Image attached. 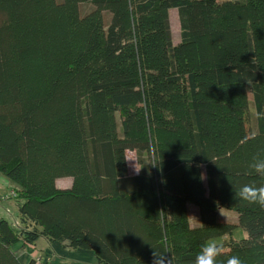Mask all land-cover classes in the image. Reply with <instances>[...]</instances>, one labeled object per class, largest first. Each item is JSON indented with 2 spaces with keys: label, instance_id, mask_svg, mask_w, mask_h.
I'll return each instance as SVG.
<instances>
[{
  "label": "trees",
  "instance_id": "obj_1",
  "mask_svg": "<svg viewBox=\"0 0 264 264\" xmlns=\"http://www.w3.org/2000/svg\"><path fill=\"white\" fill-rule=\"evenodd\" d=\"M258 154L264 0H0V172L19 207L18 227L0 217V264L41 237L98 264H192L225 237L217 264H264V209L234 197L264 184Z\"/></svg>",
  "mask_w": 264,
  "mask_h": 264
},
{
  "label": "rangeland",
  "instance_id": "obj_2",
  "mask_svg": "<svg viewBox=\"0 0 264 264\" xmlns=\"http://www.w3.org/2000/svg\"><path fill=\"white\" fill-rule=\"evenodd\" d=\"M108 11L105 12L106 17L108 16ZM170 24H171V30H172V34L174 37L175 41H179L180 39V24H179V17H178V12L176 8H173L170 10ZM249 99H251L252 95L248 94ZM245 118L247 121V128L249 131H253L252 127H251V122H250V116H249V112L246 111L245 112ZM127 156L129 159H135V160H129L128 159V166H129V173L131 175L137 173L135 170V165L137 163V158H136V154L134 151H128L127 152ZM137 168L139 169V165L137 163ZM69 179L70 182H72V179L69 177H64V178H60L59 179V185H64L65 181H67ZM58 183V180H57ZM17 184L12 181L11 179H9L5 174H3L2 172H0V196L2 197V199L0 200V217H5L6 219H8L10 222H12L13 224H16V222L19 219V207H18V203L16 202V200L14 198H5L10 191L14 190L15 188H17ZM189 214H190V219H191V223L194 226H197L200 224V218H199V212L198 209L195 205L190 204L189 205ZM217 219L220 222H231L233 224L238 223V214L235 210L226 208V207H220L217 211ZM247 236L246 231L241 228L240 226H236V228L233 231V237L235 239H241ZM225 237H216V238H212L208 241V243L211 242H217L220 243L222 241H224ZM41 242V240L39 241ZM38 242V243H39ZM42 243V242H41Z\"/></svg>",
  "mask_w": 264,
  "mask_h": 264
},
{
  "label": "clouds",
  "instance_id": "obj_3",
  "mask_svg": "<svg viewBox=\"0 0 264 264\" xmlns=\"http://www.w3.org/2000/svg\"><path fill=\"white\" fill-rule=\"evenodd\" d=\"M136 165L135 170L138 173L141 168L138 169ZM249 168L256 175L264 178V156L259 154L254 156L249 164ZM234 197L240 201L247 202L248 204L258 205L261 209H264V184L259 186L255 184H243L234 192ZM166 253L168 252H159L154 250L152 264H173L172 256L169 257L166 255ZM222 254V244L217 242L207 243L201 247L200 251L192 261V264H217V257L221 256ZM225 264H243V262L238 256H231L227 259Z\"/></svg>",
  "mask_w": 264,
  "mask_h": 264
},
{
  "label": "crops",
  "instance_id": "obj_4",
  "mask_svg": "<svg viewBox=\"0 0 264 264\" xmlns=\"http://www.w3.org/2000/svg\"><path fill=\"white\" fill-rule=\"evenodd\" d=\"M59 179L57 186L60 188H68L72 184L68 179L64 185L60 186ZM13 225L18 227L19 219ZM40 240L42 243L39 242ZM13 251L22 264H28L31 259H36V257L42 258V264H98L92 251L71 249L58 243H50L43 237L30 246H23L18 243L13 246Z\"/></svg>",
  "mask_w": 264,
  "mask_h": 264
},
{
  "label": "built area",
  "instance_id": "obj_5",
  "mask_svg": "<svg viewBox=\"0 0 264 264\" xmlns=\"http://www.w3.org/2000/svg\"><path fill=\"white\" fill-rule=\"evenodd\" d=\"M9 195L14 196V195H15L14 190L10 191V193H9L6 197H8ZM1 199H2V197L0 196V200H1ZM35 260H36L37 264H42V258H41V257H36Z\"/></svg>",
  "mask_w": 264,
  "mask_h": 264
}]
</instances>
